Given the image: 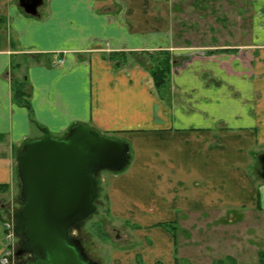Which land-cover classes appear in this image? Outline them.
I'll use <instances>...</instances> for the list:
<instances>
[{
	"label": "crops",
	"instance_id": "1",
	"mask_svg": "<svg viewBox=\"0 0 264 264\" xmlns=\"http://www.w3.org/2000/svg\"><path fill=\"white\" fill-rule=\"evenodd\" d=\"M244 4L242 45H228L225 30L223 46L198 52L179 46L198 27L176 17L184 9L174 0H42L37 17L0 0V185L12 187L16 152L41 128L60 139L82 123L128 145L129 163L107 190L115 212L132 217L143 205L170 220L178 209L264 210L244 172L250 151L264 150V0ZM156 52L171 61L159 89ZM14 80L28 107L14 100Z\"/></svg>",
	"mask_w": 264,
	"mask_h": 264
},
{
	"label": "rangeland",
	"instance_id": "2",
	"mask_svg": "<svg viewBox=\"0 0 264 264\" xmlns=\"http://www.w3.org/2000/svg\"><path fill=\"white\" fill-rule=\"evenodd\" d=\"M184 1L174 0L184 9L174 14L189 25L193 23L199 30H187L184 35L188 42L179 46L194 48L198 52L223 46L220 38L230 40L225 36V30H229L233 43L228 45L235 47L242 45L246 31L251 30L246 28L250 21L248 16L252 13L251 7L244 4L247 0H200L195 9L191 5L194 0ZM214 18H217L216 22ZM223 25L227 28H222ZM207 26L217 29L218 44L210 42ZM241 33L245 35L241 37ZM3 35L0 33V38ZM263 153L264 150L253 148L244 172L264 197V182L257 177L260 167L256 160ZM13 164L15 168V160ZM122 171L98 173L99 190L93 203L95 211L80 228L69 232L71 237H77L91 261L98 264H257V254L264 255V210L261 204V210L231 208L194 212L178 209L170 220L145 212L141 205L137 214L127 217L115 212L107 198L111 180ZM15 174L14 170V177ZM15 179L6 193H0V264H24L30 258L28 253L15 256L21 241L13 231L12 214L20 206L19 182L17 177ZM156 188L154 190L161 193L160 185ZM135 215L139 217L135 218Z\"/></svg>",
	"mask_w": 264,
	"mask_h": 264
},
{
	"label": "water",
	"instance_id": "3",
	"mask_svg": "<svg viewBox=\"0 0 264 264\" xmlns=\"http://www.w3.org/2000/svg\"><path fill=\"white\" fill-rule=\"evenodd\" d=\"M41 5L42 0H17L31 17ZM129 160L125 142L82 123L60 139L41 128L40 137L24 141L15 155L20 206L12 214L13 231L21 238L15 256L31 254L34 260L25 264H97L69 232L95 211L98 173H119ZM256 160L257 177L264 182V153Z\"/></svg>",
	"mask_w": 264,
	"mask_h": 264
},
{
	"label": "trees",
	"instance_id": "4",
	"mask_svg": "<svg viewBox=\"0 0 264 264\" xmlns=\"http://www.w3.org/2000/svg\"><path fill=\"white\" fill-rule=\"evenodd\" d=\"M151 63L150 75L156 89L162 88L167 84V78L170 70V57L167 52H156L149 56ZM12 96L14 100L22 104L24 107H28L25 98L26 92L24 91V81L14 80L12 85ZM15 170V169H14ZM16 175V174H15ZM8 190L7 185H0V193H6ZM162 226V224H160ZM257 264H264V255L262 253L257 254Z\"/></svg>",
	"mask_w": 264,
	"mask_h": 264
},
{
	"label": "flooded vegetation",
	"instance_id": "5",
	"mask_svg": "<svg viewBox=\"0 0 264 264\" xmlns=\"http://www.w3.org/2000/svg\"><path fill=\"white\" fill-rule=\"evenodd\" d=\"M74 230V229H73ZM74 238V237H73ZM77 238V237H76ZM27 255H29L30 256V258H28L25 262H23L24 264L25 263H30V262H32L34 259H33V256L31 255V254H27ZM98 264V263H97Z\"/></svg>",
	"mask_w": 264,
	"mask_h": 264
}]
</instances>
